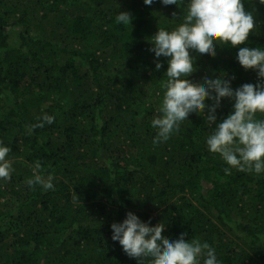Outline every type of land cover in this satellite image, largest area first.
<instances>
[{"label":"trees","instance_id":"1","mask_svg":"<svg viewBox=\"0 0 264 264\" xmlns=\"http://www.w3.org/2000/svg\"><path fill=\"white\" fill-rule=\"evenodd\" d=\"M243 3L254 29L241 46L264 48V4ZM186 11L187 0H0V142L14 168L0 180V264H137L110 238V225L128 212L151 226L164 222V238L208 242L220 264H264V174L225 175L200 115L152 144L167 58L157 71L150 39ZM121 12L130 25L116 22ZM190 55L193 83H257L236 62L237 48ZM231 110L223 99L217 122ZM41 113L54 123L27 135ZM36 161L55 177L54 190L27 184Z\"/></svg>","mask_w":264,"mask_h":264},{"label":"clouds","instance_id":"2","mask_svg":"<svg viewBox=\"0 0 264 264\" xmlns=\"http://www.w3.org/2000/svg\"><path fill=\"white\" fill-rule=\"evenodd\" d=\"M154 2L143 0L146 6ZM159 2L177 6L178 0ZM259 3L264 4V0ZM115 20L120 25H130L132 17L121 12ZM253 29V14L245 10L243 0H187L183 22L172 30L160 28L151 37L149 51L158 61L157 71L163 67L159 58H167L161 114L150 122L155 130L153 146L167 143L190 115H200L211 129L205 141L207 150L219 155L226 165L225 175H231L233 168L257 176L264 174V119L256 118L257 113L264 116V48L241 46ZM223 45L237 48L236 62L245 71H255L257 83H245L234 89L224 76L206 77L201 84L188 79L197 70L195 56L190 53L214 57L216 47ZM225 98L232 101V110L217 122L216 111ZM36 120L35 124L25 126L27 135H32L36 128L53 124L55 116L41 113ZM10 152L11 148L0 142V180L11 179L14 171L8 158ZM40 170L41 163L36 161L27 184L39 186L43 191L54 190L55 177L42 175ZM73 199L79 202L74 193ZM165 228L164 222L151 226L150 221H141L136 214L128 212L122 222L110 225V238L137 264H220L216 249L208 242L186 241V233L170 240L162 236Z\"/></svg>","mask_w":264,"mask_h":264}]
</instances>
